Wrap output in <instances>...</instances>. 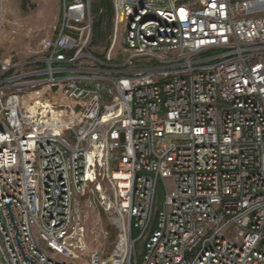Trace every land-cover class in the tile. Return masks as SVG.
I'll return each instance as SVG.
<instances>
[{
  "label": "built area",
  "instance_id": "obj_1",
  "mask_svg": "<svg viewBox=\"0 0 264 264\" xmlns=\"http://www.w3.org/2000/svg\"><path fill=\"white\" fill-rule=\"evenodd\" d=\"M112 21L96 53L91 0H62L35 54L0 47V264H75L38 237L83 251L95 201L117 240L77 264H264V0H113Z\"/></svg>",
  "mask_w": 264,
  "mask_h": 264
},
{
  "label": "rangeland",
  "instance_id": "obj_2",
  "mask_svg": "<svg viewBox=\"0 0 264 264\" xmlns=\"http://www.w3.org/2000/svg\"><path fill=\"white\" fill-rule=\"evenodd\" d=\"M62 0H0V47L2 58H13L14 60H25L40 50V43L44 37L55 35V26L61 19ZM103 31L109 34L98 36L95 42V33L92 31V50L104 54L111 42L113 33V21L104 20L101 26ZM123 28L121 26L116 60H123L125 53L122 48ZM48 90H43V95ZM84 206V202L82 201ZM103 219L104 228L108 230V236L100 234L95 239V232H99L100 217ZM86 243L87 248L83 251L66 250L62 247H54L42 242V247L53 258L68 263H88L89 252L102 248L104 256H109L117 240V231L107 221L105 213L95 201L85 210Z\"/></svg>",
  "mask_w": 264,
  "mask_h": 264
},
{
  "label": "trees",
  "instance_id": "obj_3",
  "mask_svg": "<svg viewBox=\"0 0 264 264\" xmlns=\"http://www.w3.org/2000/svg\"><path fill=\"white\" fill-rule=\"evenodd\" d=\"M91 9L93 32L95 33V42L97 43L98 36L106 37L109 34L108 31H103L101 26L104 20L110 22L113 19V0H91Z\"/></svg>",
  "mask_w": 264,
  "mask_h": 264
}]
</instances>
